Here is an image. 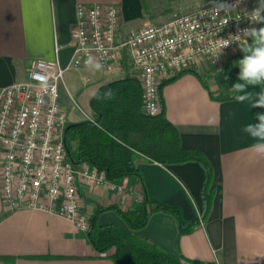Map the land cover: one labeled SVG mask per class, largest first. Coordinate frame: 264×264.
I'll return each instance as SVG.
<instances>
[{"label":"crops","instance_id":"obj_1","mask_svg":"<svg viewBox=\"0 0 264 264\" xmlns=\"http://www.w3.org/2000/svg\"><path fill=\"white\" fill-rule=\"evenodd\" d=\"M95 3L121 7L120 35L148 24L143 0H0V86L24 80L34 59H57L64 68L60 101L68 125L95 120L91 99L102 85L127 76L138 80L126 54L110 70L71 66L77 6ZM238 53L236 47L223 52L222 58ZM212 68L204 62L181 69L161 88L165 115L177 128L182 145L202 150L213 166L209 215L195 230L179 237L173 214L152 211L139 234L181 257L183 264H264V156L257 155L254 141L242 131L264 109L251 108L250 102L240 104L234 97L219 99L222 93ZM231 71L238 78L239 67ZM232 86L229 83V94L235 95ZM259 90L260 86H249L250 92ZM137 164L151 198L178 208L185 222L199 216L205 176L201 162L162 164L141 157ZM123 183L120 189L117 185ZM142 188L136 175L100 186L82 182L80 202L90 216L100 206L128 209L142 198ZM97 221L126 226L114 209L101 211ZM0 264L116 263L97 251L88 231L74 221L41 209L5 212L0 196Z\"/></svg>","mask_w":264,"mask_h":264},{"label":"built area","instance_id":"obj_2","mask_svg":"<svg viewBox=\"0 0 264 264\" xmlns=\"http://www.w3.org/2000/svg\"><path fill=\"white\" fill-rule=\"evenodd\" d=\"M217 2L236 4V0ZM256 5V0H241L235 10L213 14L212 2L120 35L119 5L79 4L71 66L94 68L86 63L91 61L110 70L126 54L141 84L142 111L156 115L163 109L162 82L204 62L220 66L222 53L238 47L233 43L216 58L221 39L249 27L245 10ZM225 19L228 23L221 29ZM63 75L57 59L37 58L27 67L24 80L0 86V196L5 212L46 210L88 231L91 216L81 205L79 187L82 182L100 186L112 181L94 164L76 163L67 156L68 121L60 101ZM117 186L123 189L125 184Z\"/></svg>","mask_w":264,"mask_h":264},{"label":"trees","instance_id":"obj_3","mask_svg":"<svg viewBox=\"0 0 264 264\" xmlns=\"http://www.w3.org/2000/svg\"><path fill=\"white\" fill-rule=\"evenodd\" d=\"M242 58V52L234 54L224 61L220 70L215 71V81L222 93L219 99L236 95L229 94L228 85L237 83L231 69L238 67L235 62ZM200 77L205 86L209 87L206 79L202 75ZM91 106L97 115L95 120L73 123L65 130L68 158L76 163L87 161L94 164L105 171L111 181L136 175L143 186L142 198L131 208L122 209L116 204L98 207L91 216L88 230L91 243L97 251L111 257L116 264H183L181 257L141 236L139 231L147 224L152 211L173 214L178 221L179 237L205 222L214 196L211 187L214 170L208 156L198 148L182 145L177 128L165 115L164 105L156 115L142 111L141 84L133 76L102 85L92 97ZM141 157L162 164L189 160L201 162L205 169L203 207L194 221H183L178 208L162 204L149 196L137 164ZM106 209L116 210L126 226L98 224L99 213ZM111 249L113 251L109 253Z\"/></svg>","mask_w":264,"mask_h":264},{"label":"clouds","instance_id":"obj_4","mask_svg":"<svg viewBox=\"0 0 264 264\" xmlns=\"http://www.w3.org/2000/svg\"><path fill=\"white\" fill-rule=\"evenodd\" d=\"M241 0H236L235 5L213 0V14H219L221 11L230 12L236 9ZM245 17L249 21L250 26L239 29L236 34H230L228 38L221 39L219 43V54L214 57L219 58L221 49L235 43L243 53V58L236 61L239 67L237 83L233 85L236 92L234 99L243 104L250 102L251 108L264 109V27H255L251 25H264V0H257V5L251 11L245 10ZM241 18H237L240 20ZM228 23V20L221 21V29ZM92 65L96 70L101 68L99 63L86 62ZM249 86H260L257 92H250ZM111 94V91H110ZM243 133L251 138L254 143L253 150L257 155L264 156V112L256 113L254 120L245 124L242 128Z\"/></svg>","mask_w":264,"mask_h":264},{"label":"rangeland","instance_id":"obj_5","mask_svg":"<svg viewBox=\"0 0 264 264\" xmlns=\"http://www.w3.org/2000/svg\"><path fill=\"white\" fill-rule=\"evenodd\" d=\"M212 2L213 0H143V6L146 22L149 24H154L168 20L177 12L196 10L211 4ZM224 61L225 60L222 58L221 65L212 68L214 80L215 71L220 70ZM112 251L113 249H111L109 253Z\"/></svg>","mask_w":264,"mask_h":264}]
</instances>
